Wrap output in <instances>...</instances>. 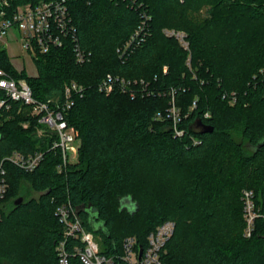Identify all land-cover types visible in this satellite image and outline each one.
Returning a JSON list of instances; mask_svg holds the SVG:
<instances>
[{
  "label": "trees",
  "instance_id": "16d2710c",
  "mask_svg": "<svg viewBox=\"0 0 264 264\" xmlns=\"http://www.w3.org/2000/svg\"><path fill=\"white\" fill-rule=\"evenodd\" d=\"M68 5L79 42L92 54L89 63L76 62L68 40L38 54V76L28 77L0 50V68L26 77L34 97L52 100L53 108L63 103L71 82L85 87L66 115L81 145L62 172L61 153L49 151L54 136L31 106L13 103L0 117V160L14 151L45 153L33 172L7 166L0 264H59L56 246L65 227L57 209L67 203L98 237L99 253L111 264H128L126 239L146 249L149 235L168 221L175 231L162 251L164 264H264V225L259 221L253 236L245 237L242 200L249 189L264 204V0ZM144 21L138 41L121 57L118 50ZM166 29L183 31L189 50L167 37ZM109 74L138 81L135 98L122 89L100 92ZM205 128L213 130L202 133ZM25 182L40 198L16 206ZM122 202L139 208L121 210ZM74 245L84 246L80 239L68 241L71 264H83L71 251Z\"/></svg>",
  "mask_w": 264,
  "mask_h": 264
},
{
  "label": "built area",
  "instance_id": "2783aa9c",
  "mask_svg": "<svg viewBox=\"0 0 264 264\" xmlns=\"http://www.w3.org/2000/svg\"><path fill=\"white\" fill-rule=\"evenodd\" d=\"M14 0H0V41L2 42L10 31L18 30L21 35L23 48L28 51L34 59L38 54H46L52 48L63 47L65 42L70 40L73 46V53L76 62L80 65L89 63L92 54L82 48L77 27L69 9V0L43 1L38 4H19ZM148 20L147 18L145 19ZM146 21L140 26L131 39L118 50L121 57L133 47L141 36ZM169 38H175L185 50H189L187 35L183 31L173 29L164 30ZM20 71L18 73H22ZM139 86L138 81L126 80L113 75H107L98 85L100 92L110 95L115 89H122L132 98H135L134 87ZM85 87L77 82H71L65 88L63 103L56 102V107H51L48 102L39 101L34 97L33 90L26 77H15L0 68V117L11 111L13 103L31 106L33 114L39 117V123L47 127L54 140L50 144L49 151L61 153V162L58 170L62 172L76 160L80 143L79 132L66 120V115L75 105L76 98L83 97ZM172 118L175 125L179 119L177 110L173 106ZM9 119V117H6ZM5 120V119H4ZM178 136L183 133L175 128ZM45 153L23 154L14 151L11 155L0 160V202L3 201L9 192L7 166L14 165L24 172L35 171L44 161ZM243 215L245 219V237L251 238L257 230V223L261 221L264 225V204L256 201V194L253 190L242 191ZM3 208V206H0ZM57 215L64 224V239L56 246V253L59 264H71L68 241L80 239L83 248L74 245L73 255L80 258L83 264H111V259L99 253L98 244L93 233L84 229L80 218L70 203L57 209ZM2 215L0 213V221ZM175 223L168 221L158 226L148 237L146 249L137 248V240L128 238L124 243L123 259L128 264H164L161 256L166 243L173 236ZM142 251V253H141Z\"/></svg>",
  "mask_w": 264,
  "mask_h": 264
},
{
  "label": "rangeland",
  "instance_id": "374dc122",
  "mask_svg": "<svg viewBox=\"0 0 264 264\" xmlns=\"http://www.w3.org/2000/svg\"><path fill=\"white\" fill-rule=\"evenodd\" d=\"M201 13H204V11ZM2 40V42L0 41V50H5L7 52L14 68L18 72L24 71L28 77L38 76V68L35 59L23 48L20 32L18 30H12ZM238 140L240 141V139ZM80 145L81 142L79 143L78 150ZM40 195V193L35 192L31 186L25 182L22 184L20 195L17 198L24 197L25 201H29L31 199H39ZM125 204L127 203L125 202ZM95 240L98 244V248L101 249V243L98 237H96Z\"/></svg>",
  "mask_w": 264,
  "mask_h": 264
},
{
  "label": "water",
  "instance_id": "95a60500",
  "mask_svg": "<svg viewBox=\"0 0 264 264\" xmlns=\"http://www.w3.org/2000/svg\"><path fill=\"white\" fill-rule=\"evenodd\" d=\"M212 128H205L202 133H207V132H212ZM262 145H264V143H262ZM261 145V146H262ZM124 200H130L131 201V198H127V199H124ZM24 202V198L23 197H19L16 201H15V205L16 206H20L22 203ZM128 208L130 212H136L138 210V205L136 203L132 204V205H125L123 202H122V205H121V210H123L124 208ZM142 253V251H141Z\"/></svg>",
  "mask_w": 264,
  "mask_h": 264
}]
</instances>
